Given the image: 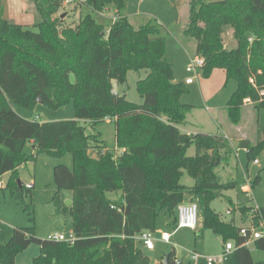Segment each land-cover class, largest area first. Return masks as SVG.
<instances>
[{"label": "trees", "instance_id": "1", "mask_svg": "<svg viewBox=\"0 0 264 264\" xmlns=\"http://www.w3.org/2000/svg\"><path fill=\"white\" fill-rule=\"evenodd\" d=\"M30 1L38 12L33 27L7 19L0 0V176L15 175L41 151L71 153L73 168L58 164L53 169L58 189L54 203L58 213L65 212L68 205L61 193L72 192L76 238L73 243L42 239L34 226L16 227L10 240L0 243V264H16L18 254L32 244L40 246L32 264H152L144 247L137 246V236L154 231L160 211L178 225L177 208L188 193L198 204L203 229L235 243L234 264H264L254 259L247 244L254 227L247 226L243 234L235 216L225 221L211 207L222 190L236 185L221 182L217 171L228 139L180 129L195 105L182 101L188 88L186 82L175 81L167 58L168 29L155 17L132 23L126 14L128 0H74L73 10L87 5L103 13L114 7L119 17L110 27L90 13L67 25L60 13L69 6L65 0ZM228 25L237 39L232 49L223 35ZM184 35L196 40L203 78L220 69L224 86L237 82L226 106L233 124H239L247 100L258 112L264 108V0H191ZM141 69L147 76L137 84L143 97L139 104L115 91V84H126L128 72ZM11 101L24 108L38 103L60 108L73 101L77 119L29 120ZM79 119L92 127L114 121L117 150L109 149L101 133L89 132ZM28 144L31 154L25 150ZM263 145L247 138L239 141L250 160ZM192 146L195 155L188 154ZM185 173L194 179L193 186L182 183ZM8 186L21 197L34 188L15 179ZM237 211L253 214L264 225V207L232 203L231 214ZM255 243L264 250V236ZM174 254L166 255L169 264H176Z\"/></svg>", "mask_w": 264, "mask_h": 264}, {"label": "rangeland", "instance_id": "2", "mask_svg": "<svg viewBox=\"0 0 264 264\" xmlns=\"http://www.w3.org/2000/svg\"><path fill=\"white\" fill-rule=\"evenodd\" d=\"M3 1L4 15L9 16V10L14 14L12 21L28 24L33 27L38 21V12L30 0H13L12 7L7 0ZM75 3L64 6L60 13L66 18L67 25H76L81 17L92 14L94 18L106 27H110L115 18L114 7L105 12L93 11L87 5L73 10ZM65 11H67L65 13ZM18 12V13H16ZM68 15V16H67ZM134 23H137L134 20ZM177 26L174 28V36L168 37L167 58L174 66L175 81H182L189 77L194 83L187 85L188 91L182 96L184 103L195 105L187 114V122L183 126L184 131L193 133L203 132L209 134L225 135L228 139V147L222 151L223 159L217 168L221 182L234 181L235 187L224 189L211 207L221 215L225 221L235 216L238 226H253L255 232H264V225L261 220L256 223L253 214H241L238 211L234 214H227L232 211V203L254 207H264V145L254 153L251 160L248 157L247 148L239 146L241 139L247 138L251 143L262 142L264 144V108L258 112L255 106L249 101L241 108L240 122L235 125L231 122L226 106L233 92L237 88V82L230 80L226 86V76L223 70L216 69L207 78H203L200 70L195 68L192 72L187 67L194 65L196 40L186 38L184 29ZM178 34L182 35V42ZM228 49L237 47V39L234 37L231 26H226L223 32ZM185 44H187L185 46ZM147 76V70H130L126 84H115V90L135 102L143 103V97L138 90L137 84L140 79ZM12 107L19 115L29 120L58 121L77 119L74 102L71 101L63 107L52 108L38 103L34 108H24L11 101ZM81 124L87 126L91 133H101V139L105 140L109 149L116 148V124L114 121H104L92 127L89 121L80 120ZM28 154L33 152V147L28 144L25 148ZM196 149L192 146L188 154L195 155ZM258 162H255L254 159ZM58 164H65L70 168L74 166L73 156L69 152L52 154L41 151L35 159L24 163L14 175L8 172L0 176V243H6L13 235L16 227H35L37 237L42 239L53 238L55 234H65L69 237L73 232V215L70 207L65 212L58 213L54 203V197L58 191L54 181L53 169ZM260 180L256 182V178ZM22 181L23 185H34L33 193H25L20 196L17 190L13 191L9 186L10 180ZM182 183L191 187L194 179L187 173L182 177ZM25 192L26 189H25ZM114 199L119 198V193L112 195ZM65 201L72 199V192L64 190L61 193ZM187 201L191 194L186 195ZM33 217V220H32ZM163 232L172 234L170 242H165L161 235ZM155 248L144 251L148 254L150 261L155 264H162L166 255L175 250L174 258L176 264H196L192 260L194 252L201 253L197 264H208L207 256H215L224 252L226 242L222 236L210 229H203L201 216L198 218L196 229L183 227L177 229L169 214L158 212L156 219ZM256 239H250L248 246L252 250L255 260L264 262V250L258 249ZM137 246H141L137 240ZM232 241V239H229ZM228 241V242H229ZM144 252V253H145ZM40 253V246L32 244L28 249L18 254L19 264H32L33 258ZM145 253V254H146ZM220 264H234V253L229 254L227 261Z\"/></svg>", "mask_w": 264, "mask_h": 264}, {"label": "crops", "instance_id": "3", "mask_svg": "<svg viewBox=\"0 0 264 264\" xmlns=\"http://www.w3.org/2000/svg\"><path fill=\"white\" fill-rule=\"evenodd\" d=\"M190 1L191 0H128L126 14L129 16V19L132 23H134V20L137 21V23H134L135 25H138L139 23H141L142 18L144 17L145 18L155 17L158 19V21L161 24H163L168 29L169 35L174 36V33H176L174 32V28H176L177 26H180V28H182L185 25L187 26L188 24L189 15H190ZM7 2H8V5L12 7L13 0H7ZM110 9L111 7L108 8L107 10H110ZM9 12H10L9 16H6V15L4 16L7 19L15 20L14 19L15 13H13V11L11 12L10 10ZM114 12L116 14L114 18L115 20L117 17H119V15L117 14V10L115 8H114ZM178 37L180 41L182 42L181 40L182 35L178 34ZM186 45L187 44H185V46ZM187 85H191V84H187ZM186 122H187V119H186ZM186 122L179 125L180 129L185 133H193L189 131H184L183 126L186 124ZM228 258H229V254L226 256V259L224 260V262L227 261ZM16 264H19L17 258H16ZM152 264H155V263H152Z\"/></svg>", "mask_w": 264, "mask_h": 264}, {"label": "built area", "instance_id": "4", "mask_svg": "<svg viewBox=\"0 0 264 264\" xmlns=\"http://www.w3.org/2000/svg\"><path fill=\"white\" fill-rule=\"evenodd\" d=\"M73 2L74 0H65L64 4L70 5ZM202 63H203V59L198 57L194 65L187 67V71L192 72L195 68L199 67ZM185 82L187 84H192L194 83V79L189 77L185 80ZM255 162H258V160L256 159ZM177 210H178L177 229L183 228V227H189L193 229L197 228L198 218H199V208L196 202L190 201V200L185 201L178 206ZM227 214H231V211L228 210ZM252 231L253 232L250 237L251 239L252 238L257 239V238H261L262 236H264V232H260V231L255 232L254 228H252ZM242 233L247 234V227L242 228ZM161 237L165 242H170L172 234L169 232H163ZM75 238H76L75 234H70L69 237H67L65 234H55L53 238L51 239L58 240V241H69L73 243L75 241ZM154 239H155V233L152 230H145L137 236V240H139L141 245L148 250H153L155 248ZM234 250H235V243L232 241L227 242L223 253L217 254L215 256H207L208 264L223 263L224 260L226 259V256L230 254L231 252H233ZM200 256H201V253L194 252V255L192 256V260H194L197 264V261Z\"/></svg>", "mask_w": 264, "mask_h": 264}, {"label": "water", "instance_id": "5", "mask_svg": "<svg viewBox=\"0 0 264 264\" xmlns=\"http://www.w3.org/2000/svg\"><path fill=\"white\" fill-rule=\"evenodd\" d=\"M39 101L41 102V100L39 99ZM66 204L70 207V208H72L73 207V204H74V202H73V200L72 199H69V200H67L66 201ZM164 264H169L168 263V256H166L165 257V259H164Z\"/></svg>", "mask_w": 264, "mask_h": 264}]
</instances>
